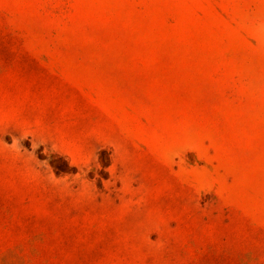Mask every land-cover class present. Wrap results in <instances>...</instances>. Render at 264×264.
Instances as JSON below:
<instances>
[{"label": "rangeland", "instance_id": "obj_1", "mask_svg": "<svg viewBox=\"0 0 264 264\" xmlns=\"http://www.w3.org/2000/svg\"><path fill=\"white\" fill-rule=\"evenodd\" d=\"M0 264H264V0H0Z\"/></svg>", "mask_w": 264, "mask_h": 264}]
</instances>
